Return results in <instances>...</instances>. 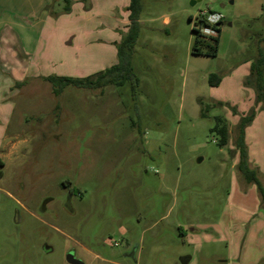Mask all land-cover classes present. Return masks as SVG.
I'll use <instances>...</instances> for the list:
<instances>
[{"label": "rangeland", "instance_id": "obj_1", "mask_svg": "<svg viewBox=\"0 0 264 264\" xmlns=\"http://www.w3.org/2000/svg\"><path fill=\"white\" fill-rule=\"evenodd\" d=\"M141 1L135 91L126 82L56 97L42 79L118 64L130 0L72 1L70 12L53 0L11 17L35 39L38 77L11 94L0 264H69L70 252L84 264H264V200L238 171L235 146L241 117L254 114L248 161L264 188V103L246 84L264 50V0ZM202 12L223 16L214 57L192 54ZM213 103L223 106L202 118ZM218 116L225 147L210 133Z\"/></svg>", "mask_w": 264, "mask_h": 264}, {"label": "trees", "instance_id": "obj_2", "mask_svg": "<svg viewBox=\"0 0 264 264\" xmlns=\"http://www.w3.org/2000/svg\"><path fill=\"white\" fill-rule=\"evenodd\" d=\"M66 5L64 6L65 12H70L72 0H64ZM264 7V5H263ZM143 6L141 0H130L127 7L128 11V24L126 26V35L123 38L120 49L118 50V64L108 68L103 72L98 73L95 76L86 78H71V77H59V76H47L42 79L48 82L53 88L52 92L57 97L60 96L65 88L74 87L78 89L87 90H99L107 86H123L126 82H130L132 90L135 91L139 86V81L136 78L132 65V51L134 45L140 34V15L142 13ZM263 26H264V8H262ZM204 22L203 19H199V23L193 27V32L196 34L194 44L192 47V54L205 55L214 57L217 55L219 49V36L221 32L222 22L215 27L217 33L216 36H206L199 33L198 27ZM260 42L264 43V33L260 37ZM210 85L217 87L221 83V78L217 74L210 75ZM24 83H16V87L22 86ZM247 85H252L256 90L257 101L264 103V50L260 49L258 57L254 60L251 66L250 80L246 82ZM202 103V102H201ZM203 104V103H202ZM217 106H223L221 103L206 106L201 110V117L207 118L209 110ZM235 110V109H234ZM236 112V111H234ZM237 113V112H236ZM254 114L251 116L241 117V121L238 124V136L235 141L236 150L238 152V165L237 169L244 177L245 181L249 184H255L264 200V188L259 181L255 170L250 167L248 161V149L245 142V131L248 124L252 122ZM210 133L217 137V144L220 147H225L229 144L230 131L227 119L218 116L215 117L214 126L210 129ZM4 163L0 158V180L4 176Z\"/></svg>", "mask_w": 264, "mask_h": 264}, {"label": "crops", "instance_id": "obj_3", "mask_svg": "<svg viewBox=\"0 0 264 264\" xmlns=\"http://www.w3.org/2000/svg\"><path fill=\"white\" fill-rule=\"evenodd\" d=\"M52 2L53 0H0V32L3 28V32L0 33V158L3 162L8 157L4 153V148L15 112L11 102L13 99L11 94L16 89L14 88L15 82H23L34 75L38 77V72L31 68L28 60V57L32 55L30 49L34 46L35 39L32 38L31 41L26 39L24 37L27 30L24 28L25 26L11 17L40 15ZM59 2L65 3L64 0H59ZM60 3H58L59 6ZM64 6L65 4L62 7L64 8ZM9 30L12 31L11 35H8ZM246 132L245 142L249 138ZM6 163H4V167ZM189 261V259H185L183 264H188Z\"/></svg>", "mask_w": 264, "mask_h": 264}, {"label": "built area", "instance_id": "obj_4", "mask_svg": "<svg viewBox=\"0 0 264 264\" xmlns=\"http://www.w3.org/2000/svg\"><path fill=\"white\" fill-rule=\"evenodd\" d=\"M200 18L204 22L198 27L199 33L206 36H216L215 27L223 21V16L214 12H202Z\"/></svg>", "mask_w": 264, "mask_h": 264}, {"label": "water", "instance_id": "obj_5", "mask_svg": "<svg viewBox=\"0 0 264 264\" xmlns=\"http://www.w3.org/2000/svg\"><path fill=\"white\" fill-rule=\"evenodd\" d=\"M67 262L69 264H84L80 259L75 256L74 252H70V254L67 255Z\"/></svg>", "mask_w": 264, "mask_h": 264}]
</instances>
